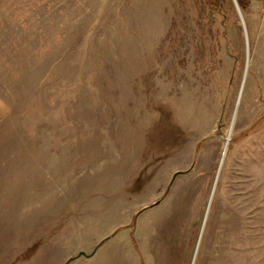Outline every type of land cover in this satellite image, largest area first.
<instances>
[{
	"label": "rangeland",
	"instance_id": "rangeland-1",
	"mask_svg": "<svg viewBox=\"0 0 264 264\" xmlns=\"http://www.w3.org/2000/svg\"><path fill=\"white\" fill-rule=\"evenodd\" d=\"M239 1L0 0V264H264V0Z\"/></svg>",
	"mask_w": 264,
	"mask_h": 264
},
{
	"label": "water",
	"instance_id": "water-1",
	"mask_svg": "<svg viewBox=\"0 0 264 264\" xmlns=\"http://www.w3.org/2000/svg\"><path fill=\"white\" fill-rule=\"evenodd\" d=\"M220 137L224 138V139L226 140V142L228 141V138H227V137H223V136H220ZM225 149H226V147H225ZM182 172H183V171H176V172L173 174V178H174L177 174H180V173H182ZM157 203H158V201L155 202L154 204H157ZM154 204H153V205H154ZM101 243H102V242H100L97 246H95L94 249H93L89 254H86V253L83 252V251H79L75 256L69 257V258H68L63 264H68L71 260L76 259V258H78V257H80V256H85V257H90V256H92V255L95 253L97 247H98Z\"/></svg>",
	"mask_w": 264,
	"mask_h": 264
},
{
	"label": "trees",
	"instance_id": "trees-1",
	"mask_svg": "<svg viewBox=\"0 0 264 264\" xmlns=\"http://www.w3.org/2000/svg\"><path fill=\"white\" fill-rule=\"evenodd\" d=\"M238 1H239V0H238ZM239 5H240L241 7H243L242 4L240 3V1H239Z\"/></svg>",
	"mask_w": 264,
	"mask_h": 264
},
{
	"label": "bare ground",
	"instance_id": "bare-ground-1",
	"mask_svg": "<svg viewBox=\"0 0 264 264\" xmlns=\"http://www.w3.org/2000/svg\"><path fill=\"white\" fill-rule=\"evenodd\" d=\"M224 153V152H223Z\"/></svg>",
	"mask_w": 264,
	"mask_h": 264
}]
</instances>
